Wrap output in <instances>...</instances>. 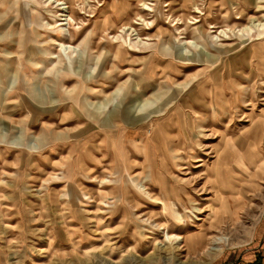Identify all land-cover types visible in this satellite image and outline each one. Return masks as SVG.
Returning <instances> with one entry per match:
<instances>
[{
	"label": "rangeland",
	"instance_id": "obj_1",
	"mask_svg": "<svg viewBox=\"0 0 264 264\" xmlns=\"http://www.w3.org/2000/svg\"><path fill=\"white\" fill-rule=\"evenodd\" d=\"M72 2L0 0V264H264V0Z\"/></svg>",
	"mask_w": 264,
	"mask_h": 264
},
{
	"label": "bare ground",
	"instance_id": "obj_2",
	"mask_svg": "<svg viewBox=\"0 0 264 264\" xmlns=\"http://www.w3.org/2000/svg\"><path fill=\"white\" fill-rule=\"evenodd\" d=\"M47 2H49V6H57L56 8L59 9L60 13L59 16L61 17V19L59 20L60 22H67V21H70V17L67 15L70 11V4H73L72 0H47ZM65 8H64V7ZM68 10V12H66L65 10ZM66 13V14H65ZM74 21V20H72ZM71 21V22H72ZM67 24V23H66ZM69 25V23H68ZM59 26H63L65 27L66 25L64 23H61ZM261 25H258V27H260ZM70 27V26H69ZM252 28L253 27H249V28H246V32H251L252 31ZM203 30V31H202ZM200 31V33H202L203 36H207L210 32L207 31V29H202ZM222 34H226L225 32H222ZM36 35L37 37L40 36V33L36 30ZM7 37V35H3V38L5 39ZM24 37V36H23ZM227 37V36H226ZM209 38V37H208ZM7 40V39H6ZM3 41V40H2ZM24 39L23 41H21L19 44V48H23L24 47V44H23ZM53 43L49 45V47L51 48L53 45H56V46H59L63 49V51L67 52V51H71V50H74L71 46H67L66 44L64 43H57V41L53 40L52 41ZM189 45L191 46H196L195 43H188ZM13 49V48H12ZM39 49V48H38ZM35 52V53H33ZM32 54H34V56H38L40 54H45L46 53V50H43V49H40V50H37V51H32L31 52ZM49 54H52V53H49ZM108 54V53H107ZM54 55V54H52ZM53 59H56V58H59V57H55L52 56ZM8 64V63H7ZM11 66V69H8V70H2L0 72V85L3 86V88H5L7 86V83H8V80H10L11 77L15 76V79H18V66L16 65L15 61L14 60H11L10 61V64ZM13 68L16 69V72L13 73ZM20 74V72H19ZM22 75V73H21ZM22 83V82H21ZM138 83V82H137ZM32 84V83H31ZM19 87V86H18ZM17 90V88H16ZM22 90V88H21ZM30 92H32V88H30ZM35 98V97H34ZM145 106V105H144ZM4 118V117H3ZM219 170V169H218ZM220 172V171H219ZM218 172V173H219ZM218 176V175H217ZM143 190V189H142ZM169 193L170 194H174L171 189L169 190ZM246 193V192H245ZM197 201L195 200H192L189 202L190 207H191V210H186L185 211V214L184 215H179V214H174V219L176 222L178 223H181V221H186V219H188V215L190 213H193V211L197 210V208L195 207L197 205L196 203ZM182 206V205H181ZM198 211V210H197ZM201 211V210H200ZM231 212V211H230ZM230 214V213H229ZM233 216V215H232ZM222 221V220H221ZM220 224V223H218ZM222 225V223H221ZM221 225H215L214 227H212V231L211 233H217V234H222L224 233L223 231V228L221 227ZM181 226V225H180ZM213 226V225H212ZM162 230H165V228H162ZM215 230V231H214ZM225 230V229H224ZM158 235V234H157ZM167 238H168V241H171L173 244L174 242H176L177 240H184V238L182 237H169V235H167ZM226 242L227 240L223 238L219 239L218 237H213V238H209V237H205V240L204 242H195L192 241V245H191V249L195 252V253H198L199 252V255H203L205 253H209L210 255H219L222 250H218V249H212V247H214V245L216 244L217 246L219 245H226Z\"/></svg>",
	"mask_w": 264,
	"mask_h": 264
},
{
	"label": "crops",
	"instance_id": "obj_3",
	"mask_svg": "<svg viewBox=\"0 0 264 264\" xmlns=\"http://www.w3.org/2000/svg\"><path fill=\"white\" fill-rule=\"evenodd\" d=\"M205 237H206V235H204L201 239L204 241L205 240Z\"/></svg>",
	"mask_w": 264,
	"mask_h": 264
}]
</instances>
